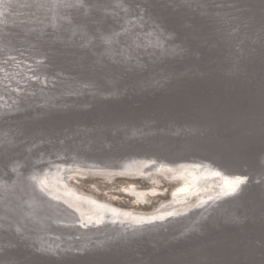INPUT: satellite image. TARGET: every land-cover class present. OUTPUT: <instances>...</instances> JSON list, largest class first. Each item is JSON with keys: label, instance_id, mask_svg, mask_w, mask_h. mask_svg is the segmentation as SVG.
Wrapping results in <instances>:
<instances>
[{"label": "water", "instance_id": "obj_1", "mask_svg": "<svg viewBox=\"0 0 264 264\" xmlns=\"http://www.w3.org/2000/svg\"><path fill=\"white\" fill-rule=\"evenodd\" d=\"M0 63V264H264V0H0ZM135 159L246 179L161 219L86 225L29 179Z\"/></svg>", "mask_w": 264, "mask_h": 264}, {"label": "bare ground", "instance_id": "obj_2", "mask_svg": "<svg viewBox=\"0 0 264 264\" xmlns=\"http://www.w3.org/2000/svg\"><path fill=\"white\" fill-rule=\"evenodd\" d=\"M23 18L25 19V16ZM40 18L41 17L33 19V23L30 27L35 30L40 28L41 26L37 27L36 25V21L40 20ZM24 52L31 56H25V61L29 63L30 66L23 64L24 73L29 77H39L40 73L37 70L38 65H33L32 60L41 58V64H43V57L45 56L34 54L30 52V50ZM45 63L46 62H44V64ZM28 66L31 69L30 71L27 70ZM3 67H7V65ZM14 77H24V75L16 74ZM18 163L20 164V162ZM152 163L153 161L149 159H135L126 163L123 168L118 170L114 168H97L98 170L92 171L88 167L82 166L79 162H53L54 167H46L42 171L32 172L31 178L29 179H38V181L45 185V190L46 187L50 189L48 192L49 194H54V197L65 199L67 202L68 200H66V197H69L79 203L80 207L84 210L81 217V223L84 225H86V222L103 223V221L110 219L113 221L120 219L121 222H141L151 221L157 218L161 219L168 215L189 209L196 204L204 205L209 200L213 201L221 195L234 191V189L246 179V176L242 174L233 175L225 173L219 167H216L209 162H184L179 165L164 162H154L155 165H152ZM154 169L163 175L154 173ZM125 170L129 171L127 176L130 177L123 176L126 175L124 174L125 172H123ZM93 172L97 174L95 175ZM116 173L121 175L117 178L147 179L151 181L154 179L160 181L163 178L168 182L178 183L174 188L176 193L172 192V199L168 202L162 204L156 209L147 211L136 208H127L110 201L101 200L95 195L79 188L72 182L73 180H78L79 177L84 176H93L112 181L116 177L111 174ZM3 179L4 178L0 177V181ZM238 181L241 182L237 186ZM157 183L159 184V182ZM122 188L126 193L141 192V194L138 193L137 195H141L142 199L144 198V195L147 197V195H150L148 193L157 191V187L155 186L140 188L133 183L124 185ZM136 200L138 201V199ZM87 241L88 240L84 241V243H87Z\"/></svg>", "mask_w": 264, "mask_h": 264}, {"label": "rangeland", "instance_id": "obj_3", "mask_svg": "<svg viewBox=\"0 0 264 264\" xmlns=\"http://www.w3.org/2000/svg\"><path fill=\"white\" fill-rule=\"evenodd\" d=\"M153 181H157L159 182V184ZM72 182L79 188L95 195L101 200L110 201L117 205L124 206L127 208H136L147 211L156 209L157 207L171 200L172 192L176 193L174 191V188L178 184L175 182H168L166 179L163 178L160 181L155 179L151 181L147 179L129 178H115L112 181H108L106 179L96 178L93 176L79 177L78 180H73ZM130 183L136 184L140 188H148L155 186L157 187V193H148L150 195H147V197L143 194L144 198L142 199L141 195H137L138 193L141 194V192L126 193L122 190V187L124 185H129ZM136 199H138V201Z\"/></svg>", "mask_w": 264, "mask_h": 264}, {"label": "snow or ice", "instance_id": "obj_4", "mask_svg": "<svg viewBox=\"0 0 264 264\" xmlns=\"http://www.w3.org/2000/svg\"><path fill=\"white\" fill-rule=\"evenodd\" d=\"M240 182H241V181H238V182H237V186H238V184H239Z\"/></svg>", "mask_w": 264, "mask_h": 264}]
</instances>
